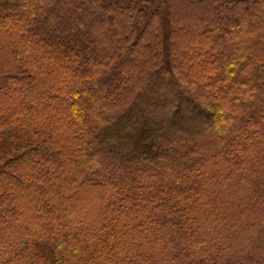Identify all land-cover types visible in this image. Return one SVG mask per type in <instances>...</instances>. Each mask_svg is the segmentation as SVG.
<instances>
[{
  "label": "trees",
  "instance_id": "trees-1",
  "mask_svg": "<svg viewBox=\"0 0 264 264\" xmlns=\"http://www.w3.org/2000/svg\"><path fill=\"white\" fill-rule=\"evenodd\" d=\"M144 2L0 0V264H264V0Z\"/></svg>",
  "mask_w": 264,
  "mask_h": 264
},
{
  "label": "rangeland",
  "instance_id": "rangeland-1",
  "mask_svg": "<svg viewBox=\"0 0 264 264\" xmlns=\"http://www.w3.org/2000/svg\"><path fill=\"white\" fill-rule=\"evenodd\" d=\"M180 1L182 2L185 0H180ZM178 2L179 0H145L144 5L147 7L149 15H152V14L154 15V13L159 14L160 16L159 19L162 20L163 24H165L168 21L167 20L168 16H170L171 14L170 5L172 3H178ZM180 13L181 11L179 8L177 11V14L179 15ZM202 15H201V20L204 18V16ZM262 18H264V16ZM143 20L138 19L136 23L141 24L142 27H145L148 21L147 20L143 21ZM51 28L53 29L58 28V25H53L51 26ZM48 29L49 27H46V30ZM178 31L179 32L182 31V27ZM181 116H187V115L186 113L183 112ZM33 142L34 140L31 137H24L21 134L19 135L18 131H16V128L7 129L3 131L0 135V157H3V159L6 160L7 156L10 155L12 149H15L16 152H19V150L24 145H29V144L31 145Z\"/></svg>",
  "mask_w": 264,
  "mask_h": 264
}]
</instances>
